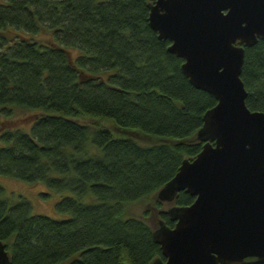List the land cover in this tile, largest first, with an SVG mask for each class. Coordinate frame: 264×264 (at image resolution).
<instances>
[{
    "label": "trees",
    "instance_id": "16d2710c",
    "mask_svg": "<svg viewBox=\"0 0 264 264\" xmlns=\"http://www.w3.org/2000/svg\"><path fill=\"white\" fill-rule=\"evenodd\" d=\"M150 2L0 0V107L41 112L28 129H1L0 175L72 193L55 203L67 215L52 217L33 213L27 197L7 196L0 184V241L10 264L165 259L144 219L149 210L125 216V209L156 193L184 157L202 149L195 133L216 99L191 84L183 59L167 49L171 42L151 28ZM41 30H50V41L24 36ZM244 49L245 102L263 112L264 38ZM84 116L95 121H79ZM106 118L157 141L116 137ZM173 201L188 205L194 196L183 190ZM169 215L163 208L157 218L174 226Z\"/></svg>",
    "mask_w": 264,
    "mask_h": 264
},
{
    "label": "water",
    "instance_id": "95a60500",
    "mask_svg": "<svg viewBox=\"0 0 264 264\" xmlns=\"http://www.w3.org/2000/svg\"><path fill=\"white\" fill-rule=\"evenodd\" d=\"M150 1L151 28L171 42L191 84L216 99L195 133L202 149L155 193L172 203L175 223L152 228L165 259L150 264L264 262V111L247 107L240 76L244 48L264 38V0ZM183 190L194 201L178 206ZM9 255L0 241V264Z\"/></svg>",
    "mask_w": 264,
    "mask_h": 264
},
{
    "label": "rangeland",
    "instance_id": "374dc122",
    "mask_svg": "<svg viewBox=\"0 0 264 264\" xmlns=\"http://www.w3.org/2000/svg\"><path fill=\"white\" fill-rule=\"evenodd\" d=\"M24 35V34H23ZM24 36L31 39H39L42 40V42H48L51 40L50 38V30H41L36 35H31V33H27ZM78 54V50L75 49V47L70 48L69 56L70 58L74 59ZM107 71L103 70L101 72V75H106ZM14 104H11L10 106L6 107H0V132L1 129H11L12 127H21L22 126L25 129H28L31 126V121L34 117L41 114V112L36 111L35 109L31 110H24V108H16L15 109ZM15 109V110H14ZM112 119L106 118V121L104 125L109 126L111 130L114 132V136H120V137H126L128 134H131L139 139L142 144H149L151 141L156 142L157 139L155 136H149V135H143L141 128H131L130 126H127V128H123L120 126H115L113 121H110ZM79 121L82 122H89L93 123L95 120L92 118H89L88 116H84L79 119ZM0 143H1V137H0ZM98 150L101 151V149L98 147ZM0 184L6 188V194L7 196H10L12 198L14 197H27L31 203V206L33 208V213L40 212L41 214H49L52 217H58V216H66L67 214H62L61 212L56 210L55 203L58 199L64 197V195H67L70 193V191L67 192H60L58 190H49L50 188L45 186L42 182L35 181L34 183H30L26 180L18 179V177H12V176H6V175H0ZM44 193H47L46 195H43ZM72 195V193H70ZM155 193H152L151 196L147 198V200H141L140 202H132V204L125 209V216H142V210L143 208H147L150 212L149 216H144V219L147 223H149L153 228L155 226H158L157 223V216L159 214V211L163 208H167L172 203H166V201H163V206L161 208L156 207L155 200ZM64 262H61L60 264H63ZM68 263V262H65ZM64 263V264H65Z\"/></svg>",
    "mask_w": 264,
    "mask_h": 264
}]
</instances>
